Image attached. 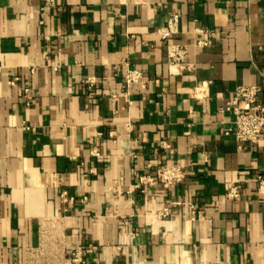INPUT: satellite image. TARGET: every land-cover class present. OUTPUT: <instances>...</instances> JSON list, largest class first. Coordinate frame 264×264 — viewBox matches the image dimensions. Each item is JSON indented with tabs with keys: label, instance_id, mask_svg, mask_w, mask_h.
I'll list each match as a JSON object with an SVG mask.
<instances>
[{
	"label": "crops",
	"instance_id": "1",
	"mask_svg": "<svg viewBox=\"0 0 264 264\" xmlns=\"http://www.w3.org/2000/svg\"><path fill=\"white\" fill-rule=\"evenodd\" d=\"M250 86L264 0H0V264H264V135L224 111Z\"/></svg>",
	"mask_w": 264,
	"mask_h": 264
},
{
	"label": "built area",
	"instance_id": "2",
	"mask_svg": "<svg viewBox=\"0 0 264 264\" xmlns=\"http://www.w3.org/2000/svg\"><path fill=\"white\" fill-rule=\"evenodd\" d=\"M177 23V17L172 18V23L169 25L167 32L163 35V39H166L170 34L175 33V27ZM201 40L198 41L197 46L200 48L209 47L214 38V33L205 30H199ZM187 53L181 51L178 48L170 49V60L173 64L182 63L186 58ZM190 69V68H188ZM34 71V70H32ZM127 85L142 84V75L137 71H128L124 76ZM18 79H15L10 83L14 86ZM88 90L91 91L95 85V81L88 80L86 82ZM259 88L255 86L239 87L236 90L233 101L226 105L224 111L232 112L235 115V127L234 134L236 140L240 144L256 145L264 135V103L259 100ZM25 104L30 107L34 101V97L29 89H25ZM241 149V147H240ZM94 155H98L95 151ZM185 179V175L178 165L163 166L158 169L155 177H144L140 180V184L157 186L162 185L164 188H170L174 185L182 183ZM260 185L259 191L264 195V179L262 177L257 178ZM240 187H235L230 191L228 195L231 199H238L240 197ZM193 208V207H192ZM194 209V208H193ZM195 214V211L192 212ZM81 249H77L74 263H81Z\"/></svg>",
	"mask_w": 264,
	"mask_h": 264
}]
</instances>
